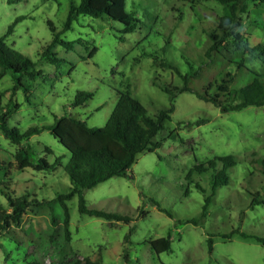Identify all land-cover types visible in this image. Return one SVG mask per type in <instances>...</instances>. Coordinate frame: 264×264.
<instances>
[{"label":"rangeland","instance_id":"rangeland-1","mask_svg":"<svg viewBox=\"0 0 264 264\" xmlns=\"http://www.w3.org/2000/svg\"><path fill=\"white\" fill-rule=\"evenodd\" d=\"M71 3L0 0V37L12 27L6 43L30 57L45 73V78L34 84L31 104L22 92L13 91L9 76L0 80V111L5 112L11 100L20 106L9 126L22 134L30 129L39 131L17 145L0 130V155L14 163L21 147L30 146L38 157H47L51 163L62 158V166L53 173L26 169L14 174L11 188L17 196L29 195L32 200L49 203L43 209L30 208L24 218L25 229L33 226L37 233L48 229L52 217L62 219L64 210L58 196L71 187L65 172L70 156L45 128L64 115L79 118L90 128L105 127L116 107L117 91L130 90L151 116H157L171 105V97L157 84L182 88L184 81L173 71L159 67L154 59L170 62L187 74L190 68L186 58H197V49L202 54L209 49V35L220 18L228 15V10L216 3L127 0V10L141 22L136 32L125 35L119 22L80 16L61 39H81L90 46L82 43L74 51L56 46L54 51L67 62L57 69L41 54L53 40L49 23L62 32ZM17 19L19 23H15ZM242 20L241 32L251 44H264L263 5L252 4ZM93 46L98 48L96 56L83 60ZM221 51L235 61L244 58L228 44ZM247 65L255 69L262 66L259 61ZM226 70L234 72L236 66L217 63L190 85L200 90ZM237 83L248 84L247 75L241 74ZM80 92L94 93V97L85 107L73 109L71 105ZM175 104L172 119L155 139L163 141L157 152L138 155L128 178H113L85 193L89 205L132 216L133 221L111 223L82 216L78 198H74L68 203L72 249L81 259L101 256L104 264H264V245L258 241L264 239V168L256 163L264 158V107L222 113L186 92L177 94ZM201 120L208 123L197 125ZM45 147L54 154L46 155ZM231 155L239 162L229 172L230 183L217 189L206 218L201 220L206 199L213 195L212 172L198 174L194 169ZM258 195L263 204L253 206ZM0 203H7L2 190ZM17 233L18 238L11 232L0 238V264H28L39 257L31 246L34 238L19 229ZM167 237L171 238V251L158 254L150 242ZM210 237L214 241L212 253ZM41 255L47 263L52 262L54 247H47Z\"/></svg>","mask_w":264,"mask_h":264},{"label":"trees","instance_id":"trees-1","mask_svg":"<svg viewBox=\"0 0 264 264\" xmlns=\"http://www.w3.org/2000/svg\"><path fill=\"white\" fill-rule=\"evenodd\" d=\"M195 1L216 3L225 7L228 10V15L220 18L219 23L209 35L212 42L209 49L204 54L197 49L196 51L200 54L196 55L197 58L191 60L186 58V64L190 68L187 74L183 75L181 70L170 62L159 61L157 57L154 59L159 67L173 71L184 81L182 88L156 83L171 97L170 107L159 112L157 116H151L130 90L117 91L118 101L105 127L90 128L85 121L71 115H64L56 117L54 124L45 128L62 144L70 156L65 172L71 181V187L58 196V202L64 210V215L61 220L52 217L46 231L37 233L33 226L25 229L24 218L30 208L43 209L49 203H41L36 198L32 200L29 195L17 196L11 186L15 173H23L26 169L53 173L57 167L62 166V158H57L54 163H51L47 157H38V154L30 146L21 147L14 163L0 155V190L7 200L6 205L0 203V238L7 232H11L18 238V229L31 235L34 238L31 241V246L36 248L39 257L28 264H104L101 256L96 259L90 257L81 259L72 249L73 235L70 229L71 218L68 203L74 198H78L80 215L104 219L111 223L130 224L133 221L132 216L93 207L89 205L85 193L113 178H128V171L136 163L138 155L155 153L163 146V141L156 142L155 139L164 130L165 124L172 119V114L176 109L177 94L184 92L194 94L198 99L219 108L222 113L239 112L248 107H264V44L252 45L248 37L241 32L242 16L249 13L252 4H261L264 7V0ZM80 16L119 22L124 26L122 34L125 35L136 32L141 23L134 13L127 10V0H79V2L72 0L62 32H58L57 28L49 23L53 40L41 54L48 64L57 69L67 62L54 51L56 46H62L67 51H74L76 45L84 43L81 39L76 41L61 39L62 33L70 31ZM19 22L20 19L15 21V23ZM12 30L13 28L10 27L8 32L0 37V80L9 76L14 82L13 91L22 92L26 102L31 104L34 84L40 79L43 80L45 73L38 70L37 63L30 57L12 49L6 43ZM84 44L86 47L90 46L89 43ZM225 44L231 45L236 52L242 53L244 58L235 61L228 57L221 51ZM97 53L98 48L93 46L88 56L83 60H92ZM253 61H259L262 65L261 68H249L247 63ZM217 63L236 66V70L234 72L222 71L200 90L190 85L191 80H200L205 74V70L214 68ZM195 64H199V66L195 68L193 66ZM241 74L248 77V84L245 86L237 83ZM93 97L94 93L80 92L76 95L71 107L73 109L85 107ZM19 109L20 106L11 100L6 111H0V130L13 143L22 145L39 131L30 129L22 134L17 128L9 126V120ZM206 123L208 120H201L197 125ZM44 149L46 155L54 154L51 148L45 147ZM238 162V157L231 155L217 157L213 161L195 167L194 171L198 174L212 172L213 195L206 199L201 220L206 218L217 189L229 185V172L236 167ZM256 163H260L264 168V158L257 159ZM197 188L202 191L200 185H197ZM256 198L253 206L263 204L259 200L260 195ZM159 209L165 212L162 208ZM193 223L198 225L199 222L195 220ZM258 241L264 245V239H258ZM150 244L158 254L169 252L172 249L170 237L152 241ZM208 244L209 251L212 253L214 249L212 237L209 238ZM49 246L54 247V259L47 263L41 254Z\"/></svg>","mask_w":264,"mask_h":264}]
</instances>
